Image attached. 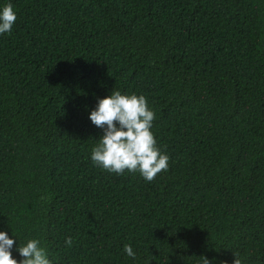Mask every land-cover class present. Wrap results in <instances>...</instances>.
<instances>
[{"label":"trees","instance_id":"16d2710c","mask_svg":"<svg viewBox=\"0 0 264 264\" xmlns=\"http://www.w3.org/2000/svg\"><path fill=\"white\" fill-rule=\"evenodd\" d=\"M8 3L0 231L13 257L38 238L52 264H264V0ZM113 89L155 113L170 159L151 182L91 160L103 129L89 115Z\"/></svg>","mask_w":264,"mask_h":264},{"label":"clouds","instance_id":"9594fccd","mask_svg":"<svg viewBox=\"0 0 264 264\" xmlns=\"http://www.w3.org/2000/svg\"><path fill=\"white\" fill-rule=\"evenodd\" d=\"M16 20L13 4L4 5L0 10V34H10ZM89 119L103 129V135L91 150L94 165L117 175L125 170L139 172L148 182L168 169L170 157L157 147V140L151 131L155 113L143 94L122 93L113 89L110 95L98 100ZM14 238H10L6 231H0V264H52L46 246L38 238L27 239L23 246H17L21 259L14 258ZM65 243L71 247L73 238L67 237ZM124 252L135 258L136 253L130 244L124 245ZM233 255L232 264H242L239 253ZM199 257L198 264H211L208 257ZM221 264L228 262L222 261Z\"/></svg>","mask_w":264,"mask_h":264}]
</instances>
